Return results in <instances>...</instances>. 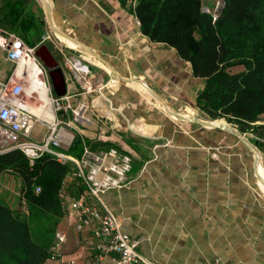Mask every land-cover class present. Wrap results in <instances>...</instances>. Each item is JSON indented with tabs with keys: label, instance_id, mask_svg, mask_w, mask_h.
<instances>
[{
	"label": "crops",
	"instance_id": "obj_1",
	"mask_svg": "<svg viewBox=\"0 0 264 264\" xmlns=\"http://www.w3.org/2000/svg\"><path fill=\"white\" fill-rule=\"evenodd\" d=\"M45 2L52 25L77 44L51 30L43 0H0V38H17L32 52L40 44L56 46L88 67L90 86L83 90L61 57L58 62L65 97L71 106L86 102L91 118L90 125L62 129L60 150L78 157L85 143L130 155L127 184L107 190L101 200L118 217L120 230L139 240L141 256L153 264H264V153L254 145L260 154L256 163L254 152L236 137L196 121L226 123L198 109L203 80L190 63L142 34L130 2ZM21 75L0 49V82ZM96 102L111 117H97L90 108ZM69 115L59 112L52 119ZM39 124L36 140L45 132ZM11 179L17 181L16 196L5 185ZM65 183L68 203L84 194L77 180L68 176ZM19 186L12 174H0V199L17 202ZM76 220L67 204L56 227L65 235L60 259L44 264H114L115 254L96 259L91 229L76 231Z\"/></svg>",
	"mask_w": 264,
	"mask_h": 264
},
{
	"label": "trees",
	"instance_id": "obj_2",
	"mask_svg": "<svg viewBox=\"0 0 264 264\" xmlns=\"http://www.w3.org/2000/svg\"><path fill=\"white\" fill-rule=\"evenodd\" d=\"M221 1L212 22L202 11L208 0H119L123 6L130 2L142 34L173 48L203 80L198 109L242 135L250 133L249 141L264 153V0ZM47 47L59 62V53ZM72 144L78 148L80 138ZM70 172L69 163L48 154L32 164L18 150L0 154V174H12L20 184L17 206L0 199V264L48 260L62 216L59 193Z\"/></svg>",
	"mask_w": 264,
	"mask_h": 264
},
{
	"label": "built area",
	"instance_id": "obj_3",
	"mask_svg": "<svg viewBox=\"0 0 264 264\" xmlns=\"http://www.w3.org/2000/svg\"><path fill=\"white\" fill-rule=\"evenodd\" d=\"M222 6V1H215L211 7H202V11L211 17L212 22H215ZM0 49L4 52L5 59L14 64L15 68L25 58L31 61L39 71L46 92H50L46 70L33 56L32 50L26 49L19 39L9 37L0 38ZM55 50L61 56L64 68L81 81L83 90H88L90 84L87 76L90 71L81 63V58L68 55L56 46ZM24 81L31 82V79L28 75L22 74L17 81L0 82V154L18 150L30 164L43 154L51 155L58 163H69L71 165L69 179H76L83 187L84 194L70 199L68 203L65 192L61 190L59 193L61 209L64 210L67 204L74 209L77 216L76 231L91 229L96 259L115 254L116 257L112 259L114 264H153L141 256L137 250L139 240L120 230L118 217L101 200V196L107 190L127 184V175L132 164L130 155L116 147L92 149L85 143L82 144L78 157L65 154L60 150L62 129L73 125H90L88 104L78 101L71 106L66 97H52L53 111L69 112L70 118L60 120L38 118L29 111V104L24 98ZM39 122L44 124L45 132L39 140H36L32 137V131ZM38 191L39 188H35V193ZM88 198L93 199L96 204L90 203ZM22 204L25 205L24 202ZM64 241V233L56 230L49 248L48 260L60 259ZM61 264H75V262L70 260Z\"/></svg>",
	"mask_w": 264,
	"mask_h": 264
},
{
	"label": "water",
	"instance_id": "obj_4",
	"mask_svg": "<svg viewBox=\"0 0 264 264\" xmlns=\"http://www.w3.org/2000/svg\"><path fill=\"white\" fill-rule=\"evenodd\" d=\"M44 9L47 16V21L49 23V26L51 30L59 35L62 38L68 39V37L64 34H62L59 30H57L51 22L50 18V12L48 10V6L43 0ZM70 40V39H68ZM73 43H76L73 40H70ZM77 44V43H76ZM81 50L92 56L93 58L100 60L98 56H96L93 52H91L88 48L84 46H80ZM33 56L39 61V63L42 65V67L46 70L47 78L49 82L50 89L52 90L53 94L57 98H63L66 95V82L65 77L63 74L62 69L59 66L58 61L55 59L51 51L48 49V47L45 44H40L37 46L34 51L32 52ZM101 61V60H100ZM91 110L92 112L100 118L108 119L111 117V114L107 112L100 103L96 102L91 104ZM201 124L212 126L213 128H218L223 130L224 132H227L231 134L232 136L236 137L238 140L243 142L248 148H250L254 152L256 163L259 161L260 154L258 149L242 134H240L237 130H235L232 126L226 123H217V124H211L207 122L198 121Z\"/></svg>",
	"mask_w": 264,
	"mask_h": 264
},
{
	"label": "bare ground",
	"instance_id": "obj_5",
	"mask_svg": "<svg viewBox=\"0 0 264 264\" xmlns=\"http://www.w3.org/2000/svg\"><path fill=\"white\" fill-rule=\"evenodd\" d=\"M25 59L16 68L19 74L28 75L31 79V88L35 94V100L29 105V111L36 117H44L46 120H51L50 102L46 96V88L39 77V71L31 61L28 59L24 61Z\"/></svg>",
	"mask_w": 264,
	"mask_h": 264
},
{
	"label": "rangeland",
	"instance_id": "obj_6",
	"mask_svg": "<svg viewBox=\"0 0 264 264\" xmlns=\"http://www.w3.org/2000/svg\"><path fill=\"white\" fill-rule=\"evenodd\" d=\"M209 2H210V5L208 6V7H211L212 6V4L215 2V1H220L221 2V0H208ZM24 61H27V59H25ZM240 67H235L234 68V70H237V69H239ZM24 90H25V96H24V98L25 99H27V102H28V104L30 105L32 102H34V97H35V94L33 93V91H32V88H31V82L30 81H24ZM46 96H47V98H48V100H49V102H50V112L52 113V117H54V115H58V113L59 112H57V113H55L54 111H53V107L51 106V98L53 97L54 98V96H53V94H52V90L50 89V92H46ZM216 121H218V120H216ZM221 121H223V120H221ZM264 121V120H263ZM223 122H225V121H223ZM42 133V127L40 126V124L39 123H37L36 125H35V127H34V129H33V131H32V137L33 136H38L39 134H41ZM247 136H250L251 137V134L250 133H248L247 135H246V137ZM248 138V137H247ZM5 185H7L8 186V188L10 189V191H11V193L10 194H12L13 196L15 195L16 196V192L18 191V186H17V181L16 180H10V181H6V183H5ZM15 192V193H14ZM7 201H8V203L11 201V198L10 199H7ZM13 203H17L16 201L15 202H11L10 204L11 205H14Z\"/></svg>",
	"mask_w": 264,
	"mask_h": 264
}]
</instances>
